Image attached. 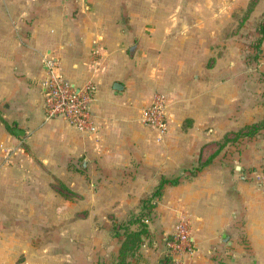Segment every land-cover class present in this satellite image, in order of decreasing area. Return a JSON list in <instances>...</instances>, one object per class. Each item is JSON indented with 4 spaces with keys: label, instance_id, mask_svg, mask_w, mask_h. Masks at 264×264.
<instances>
[{
    "label": "crops",
    "instance_id": "1",
    "mask_svg": "<svg viewBox=\"0 0 264 264\" xmlns=\"http://www.w3.org/2000/svg\"><path fill=\"white\" fill-rule=\"evenodd\" d=\"M65 1L0 0V264H57L34 253L61 247L37 240L82 219L67 208L84 199L57 194L53 174L74 175L80 189L93 193L95 264L115 262L119 240L112 221L136 214L163 178L174 181L163 185L150 238L131 264H175L166 242L182 212L191 217L194 251L176 264H264V187L255 178L264 169V129L235 137L264 116V38L258 64L250 68L226 36L217 42L212 35L214 24L221 27L222 17L226 22L228 10L242 9L244 0L221 3L220 25L211 5L201 8L198 0L177 5L180 16L189 17L176 24L153 21L164 14H150L146 0L139 16L132 0H126L127 15L95 0L84 5L89 20L69 19ZM262 12L259 0L253 16ZM205 59L216 62L193 63ZM50 60L76 86L94 84V137L45 117ZM177 60L191 62L168 67ZM154 91L169 101L170 132L160 142L140 123ZM62 257L59 264H68Z\"/></svg>",
    "mask_w": 264,
    "mask_h": 264
},
{
    "label": "rangeland",
    "instance_id": "2",
    "mask_svg": "<svg viewBox=\"0 0 264 264\" xmlns=\"http://www.w3.org/2000/svg\"><path fill=\"white\" fill-rule=\"evenodd\" d=\"M225 1H227L229 4L235 3V0H229V1L228 0H198V2L196 3V6H200L202 8L204 6L211 5L210 8L212 9L211 16L213 18V21L215 20L217 25H220L221 12L223 11L222 9L224 7L223 4H225ZM65 2L68 5L67 16L69 19H72V18L74 19L87 18L88 20L92 19L91 17L92 14L86 13L85 10L87 9L84 8V5H90V6L92 4L95 5V0H79V3L82 4V6H79V7L77 6L78 0H66ZM96 2L97 3L99 2L100 4L104 2V3L111 4V5H115L117 7L118 15H121L123 11H125L124 12L125 15L128 14L129 5L127 4L126 0H98V1L96 0ZM187 2L188 0H146V4H148V9H149L150 14H153V16H159L161 12L164 14V17L163 16L161 17L151 16V19L153 21L157 22L158 20L165 19V20H170L171 23L172 21H174V24L177 23L178 19H188L189 17L188 12H184L182 16H180V12H179L180 7L182 5L187 4ZM258 2L259 0H244L242 9L240 8L232 9L231 8L232 10L231 9L228 10L226 14L227 21L225 22L224 17H222L221 27H216L214 24V27L212 29L213 38L216 37L217 39L216 41L218 42L220 39H223L226 36L227 37L226 39H228L229 41V47L232 50L230 48L229 49L233 52L236 51L237 49L240 50L242 52L243 61L246 67H250V68L255 67L258 64L257 60L255 61L254 59H252V56L256 53L253 43L259 37H261V34L258 31V28L260 25V22L258 23V21L261 20L262 14L264 13L262 12L259 16L257 15L253 16L254 9L256 8V5ZM133 3H135L134 8H137V14L139 16L138 9H139L141 2L140 0H132V3L129 2V4H133ZM251 3H253L252 10L248 14V16H245L246 10L249 9V6ZM177 5H179L180 7ZM220 5L221 6L223 5V6L220 8ZM105 14L106 13H103L102 15H105ZM137 14L135 15L136 17H137ZM83 16H86V17H83ZM206 18H208V16L207 15L204 16L203 14H201V16L199 17V19H206ZM217 45L219 46V44ZM213 48H215V46H213ZM168 62H169L168 67H170L171 65H174V67L176 68L177 66H179L178 64L180 63L187 64L188 62L190 63L191 60L190 61H187V60L178 61L177 60V61H168ZM201 62L205 64L204 67H207L208 65H211V63H212V66H214L213 63H215L216 61L208 60V59H205L202 61L200 60L193 61V63H197V64ZM139 63H140V60L137 59L136 60L137 67H139ZM148 70L154 71L155 69H153V67H149ZM157 92L163 93L161 91H154L151 97L153 96V94ZM140 123L142 124L141 118H140ZM153 132L155 136L157 137L156 131H153ZM169 132H170V128H169L168 133ZM166 136H163V140L165 139ZM73 176L74 175H70V174L66 176L65 174V175H62L61 177L60 176L58 177L57 174L56 175L53 174V180H52L53 186H54L53 188H55V191L57 190L58 192L57 194H61L67 197V199L70 202L77 201L79 198L77 200L76 198L79 194L83 196V199H84L83 201H81L80 203H77L76 205L69 204L67 208L68 212L71 213V216L73 218L80 217L82 219L80 220L75 219L72 221L68 220L66 222V225H62L61 227L57 226L56 228H53L51 230L52 233L50 236H46L45 239L44 238L38 239L37 242L39 243V246H42L43 244L52 243V244H56L57 247H61V249L58 248L56 252H53V251L52 252H49V251L37 252L36 251L34 253L35 256H37L36 259L43 261V259L45 258L49 260L52 257L51 259H56L54 261L57 264H59L61 263L59 261L60 260L59 258L61 255H63L62 257L63 261L68 264H95V202H93L92 200L93 193L90 191L91 190L90 188L83 187L82 189H80V187L82 186L81 181L77 180ZM70 182H74L75 185H71V184L69 185ZM145 196H148V195H145ZM150 205L154 207V211L152 212H155V208L157 207V202L154 205H152V203ZM140 208H141V205H140ZM182 213H185V212H182ZM182 213H179L178 217ZM123 220H126V219H123ZM152 220H153V217H152ZM152 220L148 222L150 231H151L150 225L152 224ZM121 221L122 220L112 221L111 226L113 223L121 222ZM166 254L171 263L176 264L177 262H179V259L176 262L172 259L171 256L168 255L167 248H166ZM138 255L134 259H136ZM25 259L26 257L24 256V253H21L19 256V261H23ZM111 264H114V263H111Z\"/></svg>",
    "mask_w": 264,
    "mask_h": 264
},
{
    "label": "built area",
    "instance_id": "3",
    "mask_svg": "<svg viewBox=\"0 0 264 264\" xmlns=\"http://www.w3.org/2000/svg\"><path fill=\"white\" fill-rule=\"evenodd\" d=\"M48 74L45 81L44 113L47 119L59 117L79 133L94 137L98 125L91 111L95 86L87 82L76 86L61 73L56 63L48 61ZM169 101L165 94L157 92L141 111L143 125L156 131L157 138L163 141L171 121L168 117ZM256 180L264 187V169L255 174ZM191 217L182 213L178 217L174 231L166 242L167 253L177 262L194 251L190 240Z\"/></svg>",
    "mask_w": 264,
    "mask_h": 264
},
{
    "label": "trees",
    "instance_id": "4",
    "mask_svg": "<svg viewBox=\"0 0 264 264\" xmlns=\"http://www.w3.org/2000/svg\"><path fill=\"white\" fill-rule=\"evenodd\" d=\"M252 7L253 3H251L249 9L246 10L245 16H248L252 10ZM259 22L260 25L258 31L261 34V37H259L253 43L256 53L252 56V59L255 61H258L261 57L260 47L264 38V13L262 14L261 20H259L258 23ZM261 83L263 85L264 95V76L261 78ZM262 129H264V116L261 120L245 126L243 132H237L235 137L254 136L257 132H259V130ZM232 140H235V138ZM173 181L174 180L167 178L160 180L154 191L140 200V211L134 215H131L126 220L112 224L111 234L113 237H116L119 240V247L114 259V264H131L132 260L139 254L142 245L147 239L150 238L151 235L148 222L152 220V214L154 213L152 211H154V207L150 204H156V200L159 199L161 195L163 185Z\"/></svg>",
    "mask_w": 264,
    "mask_h": 264
},
{
    "label": "water",
    "instance_id": "5",
    "mask_svg": "<svg viewBox=\"0 0 264 264\" xmlns=\"http://www.w3.org/2000/svg\"><path fill=\"white\" fill-rule=\"evenodd\" d=\"M14 133L20 137H23L24 131L19 128H14Z\"/></svg>",
    "mask_w": 264,
    "mask_h": 264
}]
</instances>
